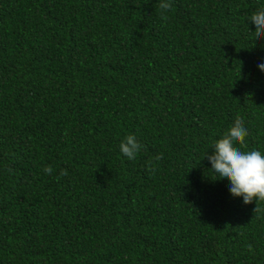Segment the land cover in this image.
<instances>
[{
	"label": "trees",
	"instance_id": "16d2710c",
	"mask_svg": "<svg viewBox=\"0 0 264 264\" xmlns=\"http://www.w3.org/2000/svg\"><path fill=\"white\" fill-rule=\"evenodd\" d=\"M159 2L0 0V264H264L204 158L237 118L264 154V0Z\"/></svg>",
	"mask_w": 264,
	"mask_h": 264
},
{
	"label": "clouds",
	"instance_id": "9594fccd",
	"mask_svg": "<svg viewBox=\"0 0 264 264\" xmlns=\"http://www.w3.org/2000/svg\"><path fill=\"white\" fill-rule=\"evenodd\" d=\"M159 8L162 12L171 10V0H160ZM248 20L255 25V37L257 39L264 37V9L251 14ZM258 68L264 71V63L258 64ZM248 136L244 121L237 118L222 138L212 145V153L206 152L204 158L211 163V170L219 177L217 180L230 182L229 191L233 197H242L245 205L255 202L253 212L256 214L264 211L259 207V202H264V154L256 149L244 150L247 148ZM119 148L128 160H135L142 145L135 135H128L120 143ZM155 159L160 160L162 156L157 155ZM148 169L155 170L151 164L148 165ZM11 171L12 169L8 168V172ZM44 172L51 175L52 166H45ZM60 175L67 176V170L62 169ZM248 249L252 251V245H248Z\"/></svg>",
	"mask_w": 264,
	"mask_h": 264
}]
</instances>
